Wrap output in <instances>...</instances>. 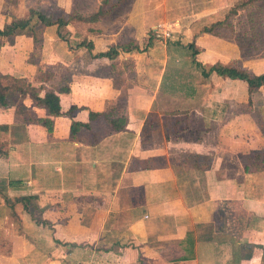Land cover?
I'll use <instances>...</instances> for the list:
<instances>
[{"label": "crops", "instance_id": "1", "mask_svg": "<svg viewBox=\"0 0 264 264\" xmlns=\"http://www.w3.org/2000/svg\"><path fill=\"white\" fill-rule=\"evenodd\" d=\"M88 1L35 8L87 15ZM241 1L135 0L111 30L105 16L70 20L68 38L38 22L39 45L30 29L0 37V74L69 87L58 116L18 92L0 105V264H264V160L252 159L264 154V87L201 68L241 67L234 38L202 32ZM146 3L165 16L140 15ZM158 25L172 37L123 49ZM112 46L115 58L94 56ZM114 107L127 117L117 132L91 117ZM49 116L50 131L38 121Z\"/></svg>", "mask_w": 264, "mask_h": 264}, {"label": "trees", "instance_id": "2", "mask_svg": "<svg viewBox=\"0 0 264 264\" xmlns=\"http://www.w3.org/2000/svg\"><path fill=\"white\" fill-rule=\"evenodd\" d=\"M253 0H242L239 3L234 5V8L231 9L230 12L226 15V19L221 21H217L210 26H206L202 29V32H216L215 29L217 27L222 26L230 17L231 14L236 13L237 9L240 7H246ZM132 3L130 0H103L97 10L88 13L87 15L79 14L77 7H75V11L69 14L68 18L62 17L58 21H54L46 16L44 11L37 8L30 9L29 15L16 18L11 22L5 24L3 27H0V37L12 38L17 34L24 33L27 29H30L34 33V37H37L36 26L38 22L47 23V22H58L59 26L67 25L70 20L77 18L83 22H94L101 17L108 16L110 19L115 18L116 16L125 15L126 12L130 9ZM77 8V9H76ZM36 19V21H34ZM155 38L154 32L149 34L147 38V43L142 45L137 42H132L129 46L123 47L124 50H138L143 51L147 50L149 46L153 44V39ZM193 45V44H192ZM77 47H87L89 50H92L94 47L93 41L83 39L78 42ZM119 54V47L112 46L109 50L105 52H100L95 54L96 57H108L110 59L115 58ZM201 66V64H200ZM202 74L206 77L210 76L213 72H216L218 75L223 77L237 78L244 80L248 83L249 89L251 92L256 90L257 88L264 87V73L260 74H251L248 70L238 67L233 63H222L216 62L209 67L201 66ZM61 91H69V87L61 88L59 91H54L53 89H49L45 87L43 84L36 86L30 82L25 80L13 77L11 75H3L0 74V105L7 104V96H9L13 92H18L22 97L28 96L31 98L37 106L43 107L47 109L49 115L58 116L63 113L61 106ZM119 110V108L114 107L109 112L103 113H95L91 112V117L103 116L111 125L110 131L117 132L120 130H124L127 125V117L125 115L115 116V110ZM39 122L43 123L47 128L52 130L53 128V119L52 117L40 118ZM81 123H74L72 126L73 134H76ZM83 125V124H82ZM2 148H0L1 151ZM253 160H264V154L256 153L253 155ZM13 182H11L12 184ZM1 192V191H0Z\"/></svg>", "mask_w": 264, "mask_h": 264}, {"label": "rangeland", "instance_id": "3", "mask_svg": "<svg viewBox=\"0 0 264 264\" xmlns=\"http://www.w3.org/2000/svg\"><path fill=\"white\" fill-rule=\"evenodd\" d=\"M90 1H93V5H91L89 1L87 2V4L85 3L86 5L82 3L84 4V6L81 8H86V13H90V11H93V9L98 8V5H95L94 3V1L97 0ZM98 1H100V4L103 2V0ZM130 1L133 4L135 0ZM50 2L51 0H0V22H3V16H5V14L7 16L6 20L9 19L10 21L13 16L19 17L22 15V13H26L28 10L30 11V9L39 6V4H51ZM147 2L149 3V0H147ZM148 3L140 4L138 6V9L141 11L139 13L140 15L146 14L148 16H151L153 20H158L160 19V17L165 16L162 12V6L154 7L153 5ZM39 7L37 9H42ZM60 7L62 6L45 5L43 7L45 9L44 13L46 16H49V18L51 17L52 20L55 19L54 21H58L62 17L68 18L69 14L71 13H64V11L59 9ZM70 8L71 7H65L64 9L70 10ZM232 8H234V6L231 7V9ZM231 9L229 10V12L231 11ZM124 17L125 15H120L118 17L116 16L115 20L108 17L109 19L104 22L105 28L108 30L117 28ZM229 17L230 18L222 26L217 27L215 31L222 33L225 36L234 38L237 44H239L242 53L241 67L243 69L250 71L251 74L263 70L260 65H264V61L262 64H260L259 62H257V58L262 57L264 59V0H253L246 7H239L236 13L231 14ZM34 21H36V19ZM39 25L40 29L38 30V32H41V29L46 27H52L53 29L59 28V30L62 29L61 34H63L65 38H68L66 36V30L64 31V29H67V27L59 26L58 22L40 23ZM78 29L79 28H77V33H79ZM38 32L35 39L37 45H39L40 41V35ZM151 32H154V30L151 29L148 34H150ZM171 37L172 35L168 39H170ZM156 38L157 37L155 35V38L153 40H155ZM82 40L83 38L81 37L79 39H74V42L72 44L77 45V43Z\"/></svg>", "mask_w": 264, "mask_h": 264}, {"label": "built area", "instance_id": "4", "mask_svg": "<svg viewBox=\"0 0 264 264\" xmlns=\"http://www.w3.org/2000/svg\"><path fill=\"white\" fill-rule=\"evenodd\" d=\"M154 33L157 38H169L172 35V30L169 26L165 28L164 26L158 25L154 29Z\"/></svg>", "mask_w": 264, "mask_h": 264}]
</instances>
